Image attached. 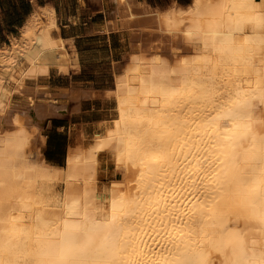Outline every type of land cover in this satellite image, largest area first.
I'll list each match as a JSON object with an SVG mask.
<instances>
[{
  "label": "bare ground",
  "instance_id": "obj_1",
  "mask_svg": "<svg viewBox=\"0 0 264 264\" xmlns=\"http://www.w3.org/2000/svg\"><path fill=\"white\" fill-rule=\"evenodd\" d=\"M113 4L102 30L131 39L110 121L82 128L63 165L40 149L66 112L44 78L81 53L53 7L0 47V264H264V0Z\"/></svg>",
  "mask_w": 264,
  "mask_h": 264
},
{
  "label": "rangeland",
  "instance_id": "obj_2",
  "mask_svg": "<svg viewBox=\"0 0 264 264\" xmlns=\"http://www.w3.org/2000/svg\"><path fill=\"white\" fill-rule=\"evenodd\" d=\"M145 1L151 6L164 7L172 0ZM175 1L181 5L185 1L189 2L190 0ZM83 5L86 6L83 16L85 18L84 26L86 25L87 27V33L77 40V44L74 43V45L82 55L81 66L84 68L80 73L72 76V82L77 87H92L99 91L106 89V92L107 90H111L113 85L112 73L125 61V57L130 51L129 40L131 38L124 36V29H110L108 32L102 30L108 20L112 21L115 18L114 14H112L114 8L113 0H88ZM80 6V3H72L71 12L78 16ZM135 13L138 12L135 11ZM139 20H141V23L142 19ZM146 22L147 20H144L141 25ZM91 25H94V27H90ZM71 30L74 33L76 28L72 27ZM141 38H144V41L141 39V44L143 43L144 48H149L157 43L156 37H153L152 34L150 36V33H147L146 38L143 35ZM59 83L62 84L63 82ZM33 100L40 102L39 104L42 105L46 102L42 95ZM49 100L57 103V105L65 106L66 112L64 114H55L44 121L40 128V133L44 136V142L40 145V149L45 159L46 157L53 158V162L63 165L67 146L73 144L75 139L78 140L82 128L92 127V125H97L102 121L108 122L110 118L101 112L102 105L97 101L93 103L89 101L84 106L82 112L79 113V111H74V106L73 108L70 107L69 103L53 100L52 97H49ZM106 101L108 99H105L103 106L105 110H109L110 105L108 106ZM93 105L96 107L95 111H92Z\"/></svg>",
  "mask_w": 264,
  "mask_h": 264
},
{
  "label": "crops",
  "instance_id": "obj_3",
  "mask_svg": "<svg viewBox=\"0 0 264 264\" xmlns=\"http://www.w3.org/2000/svg\"><path fill=\"white\" fill-rule=\"evenodd\" d=\"M134 1L149 4L145 0ZM74 2L81 4L78 16L71 12V4ZM87 2L88 0H0V47L3 45H9L11 37H18L20 35V29L26 20L35 11L44 7H53L55 10L60 27L58 32L59 37L64 40L72 39L73 44H77V40L81 39L82 36L87 33V27L86 25L84 26L85 18L83 16L86 9V6L83 4H86ZM139 9V7L134 6V10L136 12L142 11ZM72 27L76 28L74 33L71 30ZM68 50L70 49L68 48ZM83 68V66H80L78 69L71 71V74L50 71V73L44 78L49 85L51 84L53 86V89L49 88V90H51V95L49 96L52 97L53 100L69 103V106L73 108V98L78 97L82 89L85 91L89 89V91L91 90L92 92V96L90 93L88 97H85L82 102H80L79 109L77 111L81 113L84 106L88 104L89 101L90 103L97 101L102 105L101 112H104L105 108L103 103L106 98L104 94L106 89L99 91L92 87L84 88L82 86L77 87L73 85L72 76L80 73ZM59 82L63 83L60 84ZM95 108L96 107L93 105L92 111H95Z\"/></svg>",
  "mask_w": 264,
  "mask_h": 264
},
{
  "label": "snow or ice",
  "instance_id": "obj_4",
  "mask_svg": "<svg viewBox=\"0 0 264 264\" xmlns=\"http://www.w3.org/2000/svg\"><path fill=\"white\" fill-rule=\"evenodd\" d=\"M261 197H262V199H264V193L261 194ZM71 199L75 200V197H72ZM85 214H87V213H85ZM252 218L257 219L261 224H264V209L255 213Z\"/></svg>",
  "mask_w": 264,
  "mask_h": 264
},
{
  "label": "trees",
  "instance_id": "obj_5",
  "mask_svg": "<svg viewBox=\"0 0 264 264\" xmlns=\"http://www.w3.org/2000/svg\"><path fill=\"white\" fill-rule=\"evenodd\" d=\"M187 3H188V1H185V2L182 3L181 5H186ZM46 160H47V161H53L54 159H53V158L46 157Z\"/></svg>",
  "mask_w": 264,
  "mask_h": 264
}]
</instances>
